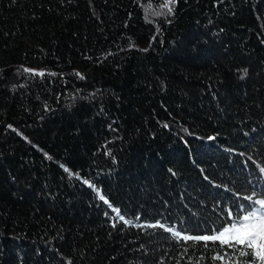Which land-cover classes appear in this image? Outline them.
Returning <instances> with one entry per match:
<instances>
[{
    "label": "trees",
    "instance_id": "1",
    "mask_svg": "<svg viewBox=\"0 0 264 264\" xmlns=\"http://www.w3.org/2000/svg\"><path fill=\"white\" fill-rule=\"evenodd\" d=\"M261 168L264 0H0V264H239Z\"/></svg>",
    "mask_w": 264,
    "mask_h": 264
},
{
    "label": "snow or ice",
    "instance_id": "2",
    "mask_svg": "<svg viewBox=\"0 0 264 264\" xmlns=\"http://www.w3.org/2000/svg\"><path fill=\"white\" fill-rule=\"evenodd\" d=\"M171 4H175V0H170ZM167 7L168 11H172L167 3L163 5ZM67 171V169H65ZM261 172H264V168H261ZM264 197V191L255 192L252 196L246 197L249 201L247 206H241L247 214L239 216L235 214L236 218L228 226L224 227L222 231L216 230L214 235H200V236H189L184 235L181 237L180 231H174L176 238H182L183 240L192 241H219L222 245H228L235 249L240 257H248L251 260V264H264V198L256 199L254 197ZM102 200L103 196L100 197ZM107 203V201H105ZM233 215V213H229ZM120 220H124L123 216L119 217ZM131 223V221H126ZM164 228L163 224L157 222V225ZM167 231L173 232L172 228H167ZM207 246V245H205ZM249 259H242L239 264H249Z\"/></svg>",
    "mask_w": 264,
    "mask_h": 264
},
{
    "label": "rangeland",
    "instance_id": "3",
    "mask_svg": "<svg viewBox=\"0 0 264 264\" xmlns=\"http://www.w3.org/2000/svg\"><path fill=\"white\" fill-rule=\"evenodd\" d=\"M246 215V214H245ZM244 216V215H243ZM230 225V224H229ZM229 225H226L225 227H228ZM224 228V227H223ZM223 228L220 230V231H222L223 230ZM214 234H216V233H214ZM214 234H212V235H214Z\"/></svg>",
    "mask_w": 264,
    "mask_h": 264
}]
</instances>
